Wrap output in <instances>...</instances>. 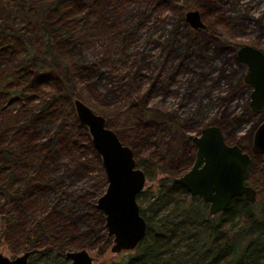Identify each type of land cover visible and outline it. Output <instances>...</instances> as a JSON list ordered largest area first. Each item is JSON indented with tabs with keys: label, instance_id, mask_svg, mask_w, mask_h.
Listing matches in <instances>:
<instances>
[{
	"label": "rangeland",
	"instance_id": "374dc122",
	"mask_svg": "<svg viewBox=\"0 0 264 264\" xmlns=\"http://www.w3.org/2000/svg\"><path fill=\"white\" fill-rule=\"evenodd\" d=\"M193 1L202 30L185 21L183 9ZM41 29L54 38L60 58L36 55L34 65L23 67L25 40L14 35L26 33L40 52ZM0 32V48H17L12 56L0 53V81H10L17 69L24 81L19 87L29 85L18 97L10 95L19 88L15 83L0 91V152L14 158L0 163V171L14 173L0 194V254L11 260L48 244L86 250L94 264H124L133 255L110 253L105 217L96 209L107 188L101 160L62 101L52 100L64 88L53 69L62 68L89 106L113 120L126 104L139 105L136 120L143 129L116 127L137 167L146 170L141 194L151 195L161 180L191 169L192 139L203 128L216 126L227 144L249 152L264 121V109L250 110L246 68L235 58L245 45L264 53V0H0ZM42 65L51 70L43 73ZM151 112L158 119L145 122ZM13 127L21 132L12 137ZM28 150L46 160L23 157ZM247 179L259 202L264 157L252 158ZM140 201L145 206L148 197ZM62 224L70 228L66 237L56 231Z\"/></svg>",
	"mask_w": 264,
	"mask_h": 264
},
{
	"label": "trees",
	"instance_id": "16d2710c",
	"mask_svg": "<svg viewBox=\"0 0 264 264\" xmlns=\"http://www.w3.org/2000/svg\"><path fill=\"white\" fill-rule=\"evenodd\" d=\"M63 1L67 0H60V2ZM56 3L52 5V8ZM192 9H198L196 1H193V5L183 9L184 15L185 12ZM41 31L40 52H34L33 45L26 33L17 32L14 35L16 40H25L22 51L23 67H28L31 64L34 65L31 60L36 59V55L42 56L46 61L53 59L57 62L59 60L60 55L54 38L50 34L46 35L43 29ZM15 48L11 45L2 46L0 53L5 56H12ZM121 63H118V65H121ZM50 70L51 68L46 65H42L41 67L43 73ZM53 70L64 88L61 91V97L55 95L52 97V100L57 102L61 100L65 106V110L70 111L78 131L88 142L91 149L92 144L87 129L78 122L74 112L73 101L76 99L83 102L93 113L101 116L105 120L106 128L113 131L119 141L120 136L116 125H132L138 130L145 127L144 124H139L136 120V112L139 110V105L137 106L136 103L126 104L124 110L119 115H115L113 120L103 113L96 112V110H93L89 106L85 97L76 91L73 78L70 75H66L62 68ZM7 78L10 81H0V91L3 94L7 92L4 90L5 87L14 83L19 87V82L23 81L22 72L17 69L12 71ZM28 86H21L15 91L10 92V95L21 96L29 90ZM13 102H16V99ZM144 118L145 122L158 119H156V114L153 112L145 113ZM20 132L16 127H13L11 130L9 129L12 137ZM125 137V141H127L130 135L126 134ZM122 144L126 146L124 143ZM92 151L94 154L93 149ZM35 152H32V150L24 151L23 153L26 155L23 157L29 156L31 160L32 158L35 160L39 158L41 160L42 157L33 155ZM94 156L97 157L95 154ZM12 160L14 158L10 156L8 151L4 150L0 152V163L2 161L4 163H11ZM42 160L45 161L46 158L43 157ZM98 163L100 166L99 159ZM135 163L137 166L140 165L136 160ZM143 172L146 177V170ZM13 178L14 173L12 171H0V194H5L9 190V184H11L10 182ZM245 184L250 186L247 175L245 177ZM262 184H264L263 179ZM25 196H27L25 197L26 201L32 197L29 194ZM143 196L148 197V202L145 206H142L140 201V198ZM136 201L139 206L140 215L146 223V234L133 255L128 257L124 264L264 263V197L254 204L246 202L243 198H236L230 203L225 212L211 217L208 214V205L203 203L200 198L188 195L183 187L174 183V179H163L159 182L155 192L151 195L140 193ZM59 227L61 228L56 231L59 234L62 231L61 233L66 237L67 232L70 230L69 226L62 224ZM3 239L4 232L2 231L0 232V240ZM66 252L69 251L65 250V245L63 250H57L48 244L41 251L31 253L28 264H68V261L64 257Z\"/></svg>",
	"mask_w": 264,
	"mask_h": 264
},
{
	"label": "water",
	"instance_id": "95a60500",
	"mask_svg": "<svg viewBox=\"0 0 264 264\" xmlns=\"http://www.w3.org/2000/svg\"><path fill=\"white\" fill-rule=\"evenodd\" d=\"M185 21L192 30L204 29L201 15L195 9L185 13ZM235 58L246 68L243 82L251 89L250 110L259 114L264 109V53L245 45L236 49ZM73 108L78 122L87 129L104 170L107 188L97 200L96 209L105 217L107 236L112 241L110 253L132 252L146 234V223L136 201L144 190L145 174L137 167L132 150L106 128L101 116L77 99ZM192 141L196 146L194 164L187 173L174 179L175 184L208 205L211 217L225 212L236 198L250 204L256 202L257 193L245 184V177L251 155H264V121L255 128L248 153L237 145H227L216 126L203 128ZM30 254L25 252L12 260L0 254V264H28ZM64 257L69 264H94L86 250L69 251Z\"/></svg>",
	"mask_w": 264,
	"mask_h": 264
},
{
	"label": "flooded vegetation",
	"instance_id": "af4514ba",
	"mask_svg": "<svg viewBox=\"0 0 264 264\" xmlns=\"http://www.w3.org/2000/svg\"><path fill=\"white\" fill-rule=\"evenodd\" d=\"M236 51V50H235ZM224 138V137H223ZM224 142H225V140H224ZM226 143V142H225ZM227 144V143H226ZM227 145H229V144H227ZM229 146H232V145H229ZM238 147H240L239 145H237ZM242 150H243V152H246L242 147H240ZM246 153H248V152H246ZM256 156H262V157H264V155H251V157L253 158V157H256ZM196 157V156H195ZM252 158H251V161H252ZM135 251V250H134ZM134 251H132L133 253H134Z\"/></svg>",
	"mask_w": 264,
	"mask_h": 264
}]
</instances>
